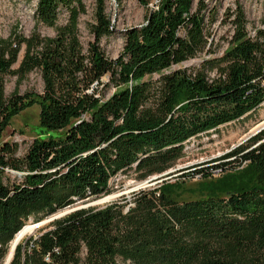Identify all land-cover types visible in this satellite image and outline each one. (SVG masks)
<instances>
[{"label":"trees","instance_id":"16d2710c","mask_svg":"<svg viewBox=\"0 0 264 264\" xmlns=\"http://www.w3.org/2000/svg\"><path fill=\"white\" fill-rule=\"evenodd\" d=\"M155 1L144 23L125 31L114 60L100 46L113 33L105 0H95L86 52L78 39L82 0H37V25L55 28L57 36L22 40L15 70L20 38L0 39V135L35 104L41 131L50 133L23 158L7 144L0 148V258L30 218L36 223L101 198L119 174L137 181L161 175L191 139L264 106V34L247 37L239 16L222 57L192 72L166 73L207 50V7L204 0L195 9L194 0ZM62 9L68 22L57 27ZM34 69L42 93L19 95ZM8 75L17 77L10 96ZM100 86L114 92L105 97ZM205 165L191 173L198 176L196 198L181 199L182 185L163 181L130 201L75 210L19 243L10 264H264V129ZM7 170L22 173L21 181L9 182Z\"/></svg>","mask_w":264,"mask_h":264},{"label":"rangeland","instance_id":"374dc122","mask_svg":"<svg viewBox=\"0 0 264 264\" xmlns=\"http://www.w3.org/2000/svg\"><path fill=\"white\" fill-rule=\"evenodd\" d=\"M85 12L78 18V39L84 52L87 51L88 44L92 41L89 33V26L93 23L95 10V0H82ZM144 2L148 4L145 5ZM155 0H122L118 5L115 0H105L106 13L111 20L113 33L109 37L102 39L100 46L108 59L114 60L118 57L123 47V35L127 29L136 28L144 23L149 9L154 7ZM198 0H194V9ZM207 7L203 13L205 26L207 29L208 46L207 50L199 54L196 58L184 63L174 65L166 73L175 70H186L192 72L201 69L203 61L207 59L220 58L232 46V40L236 32V26L241 21L242 16L245 23V33L251 39L257 38L259 33L264 34V0H204ZM37 0H0V39L6 40L13 38L16 43L20 38L19 52L17 62L12 66L16 69L24 55L25 44L22 40L38 36L41 39H54L57 36L56 29L36 23L35 11ZM68 22V13L62 9L58 15L57 27L64 26ZM210 51L211 54L207 53ZM209 79L215 77V71H205ZM158 75H153V80L158 79ZM108 75L102 78V83L108 82ZM17 86L16 76L5 77V94L10 96ZM105 97H109L113 92L112 87H102ZM43 91V82L39 69H34L18 86V94L25 95L30 93L41 94ZM39 106L37 104L26 108L18 115L12 118L9 126L0 135V148L7 144L13 148L15 158H23L28 148L35 139H46L47 134L41 131L38 123ZM264 123V106H260L256 111L248 114L238 121L220 126L217 130L209 131V134H201L199 137L191 139L185 144L184 155L176 164L161 175L152 176L143 181H137L130 174H119L110 183V193L101 198L90 200L84 203L75 204L71 208H66L48 216L42 226H37L33 233L26 235L21 242L29 238H36L42 232L46 231L54 220H57L72 209L77 207H96L105 206L120 198H126L130 201L134 192L140 189L154 187L167 181L170 184L178 182L182 185L181 199H193L196 195L191 194V190L198 183V176H191L194 167L214 160L236 146L246 142L247 134L255 127ZM59 135L60 133H53ZM197 169V168H195ZM171 174L170 176H167ZM6 175L9 182H20L22 173L7 170ZM188 175V176H185ZM155 178V179H154ZM179 179V180H178ZM153 180L162 182L153 186L146 184ZM55 215V216H54ZM45 218V219H47ZM44 219V220H45ZM30 218L24 226L34 225ZM23 226V227H24ZM22 227V228H23ZM21 228V229H22ZM12 241L6 248L4 257L0 258V264L5 263V257L8 253Z\"/></svg>","mask_w":264,"mask_h":264},{"label":"bare ground","instance_id":"6f19581e","mask_svg":"<svg viewBox=\"0 0 264 264\" xmlns=\"http://www.w3.org/2000/svg\"><path fill=\"white\" fill-rule=\"evenodd\" d=\"M264 124V123H263ZM263 124H261V125H263ZM261 125L260 126H258V127H255L254 129H252V131H250L249 133L251 134V133H253V132H255V131H257L260 127H261ZM248 133V134H249ZM248 134H247V136H248ZM43 224H40V225H26V226H24L16 235H15V237H14V239L12 240V243H11V245H10V248H9V250H8V253H7V255H6V257H5V263L4 264H10V262H11V260H12V256H13V249H14V246L15 245H17V244H19V242H21L22 241V239L26 236V235H28V234H30V233H33L35 230H36V228H37V226H42Z\"/></svg>","mask_w":264,"mask_h":264},{"label":"water","instance_id":"95a60500","mask_svg":"<svg viewBox=\"0 0 264 264\" xmlns=\"http://www.w3.org/2000/svg\"><path fill=\"white\" fill-rule=\"evenodd\" d=\"M138 27H140V26H138ZM138 27H136V28H138ZM263 129H264V124L261 125V127H260L257 131H255V132H253V133H251V134L249 133L248 136H247L246 141H247L248 139H250L251 137L257 135V134H258L259 132H261ZM154 179H155V178H154ZM162 181H163V180H161V181L153 180V181H151V182H147L146 184H149L150 186H153V185H155V184H157V183H160V182H162ZM77 204H80V202L76 203V205H77ZM71 207H73V206H70V207H67V208H71ZM82 208H86V207H84V206H82V207H77V208L72 209L71 212H73V211H75V210L82 209ZM54 216H55V215H54ZM51 218H53V217H51ZM51 218L49 217V218H47V219H45V220H42V221L36 222L35 225L44 224L47 220H49V219H51ZM17 245H18V244H17ZM17 245L14 246V249H13V255H14V251H15ZM12 258H13V256H12Z\"/></svg>","mask_w":264,"mask_h":264},{"label":"built area","instance_id":"2783aa9c","mask_svg":"<svg viewBox=\"0 0 264 264\" xmlns=\"http://www.w3.org/2000/svg\"><path fill=\"white\" fill-rule=\"evenodd\" d=\"M214 176H218V173L215 172V173H214Z\"/></svg>","mask_w":264,"mask_h":264}]
</instances>
